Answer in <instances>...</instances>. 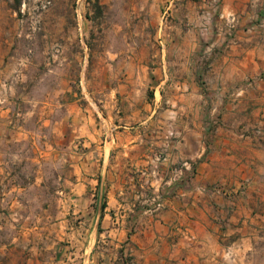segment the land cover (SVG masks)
Segmentation results:
<instances>
[{
    "label": "crops",
    "instance_id": "0c3cea01",
    "mask_svg": "<svg viewBox=\"0 0 264 264\" xmlns=\"http://www.w3.org/2000/svg\"><path fill=\"white\" fill-rule=\"evenodd\" d=\"M173 14L159 27V75H112L111 111L103 99L100 111L84 105L70 86L62 103L48 96L42 109L21 112L4 95L7 198L25 189L9 183L7 163L25 158L16 147L41 161L59 142L86 146L73 152L76 181L60 192L64 250L47 260L34 250L27 264H264V131L254 132L264 128V0H177ZM199 34L212 37L205 59ZM5 56L0 47V80L12 71L1 69ZM29 116L34 129L21 122ZM185 160L191 168L180 167ZM155 196L164 207L152 211Z\"/></svg>",
    "mask_w": 264,
    "mask_h": 264
},
{
    "label": "rangeland",
    "instance_id": "374dc122",
    "mask_svg": "<svg viewBox=\"0 0 264 264\" xmlns=\"http://www.w3.org/2000/svg\"><path fill=\"white\" fill-rule=\"evenodd\" d=\"M176 3L177 0H0V47L6 54L1 69L8 66L12 70L0 80V105L8 94L14 110L42 109L48 96L54 103H62L64 86H70L73 92L82 91L84 105L100 111L103 99L105 113L111 111L114 102L106 95V84H111L112 75H159V27L162 20L175 19ZM198 38L201 45L197 52L205 59L212 37L199 34ZM144 59L151 60L146 70ZM151 99L159 102L154 94ZM21 122L36 128L31 116L27 120L21 117ZM78 140L81 144H77ZM83 142L78 137L71 148L59 142L55 155L41 161L28 158L33 153L30 146L15 148L14 152L25 158L12 156L8 160L9 170L15 175L9 183L25 189L13 190L7 198V181L0 185V264H27L34 250L43 252L38 256L40 260L61 256L66 243L62 227L58 226L63 220L60 192L68 188L69 181H76L79 159L73 152H81V147L84 150ZM89 167L95 169V164L89 163ZM217 185L223 187L219 182L213 188Z\"/></svg>",
    "mask_w": 264,
    "mask_h": 264
},
{
    "label": "built area",
    "instance_id": "2783aa9c",
    "mask_svg": "<svg viewBox=\"0 0 264 264\" xmlns=\"http://www.w3.org/2000/svg\"><path fill=\"white\" fill-rule=\"evenodd\" d=\"M222 17L223 18L224 17L226 18V20L228 21V23H229V25L231 27H234L235 24L237 23V17L235 15H232L231 14V15L225 16V15L222 14ZM263 131H264V128L263 127H259L258 126V127H255L254 128V132L257 133V134H261V133H263ZM180 167L181 168H191L192 167V164H191L190 161L185 160V161H182L181 162ZM214 189L217 190V191H223V187L221 185L215 186ZM152 199H153V205H152V208H151L152 211H157V210H160L161 208L164 207V204L159 199V197H156L155 196Z\"/></svg>",
    "mask_w": 264,
    "mask_h": 264
}]
</instances>
